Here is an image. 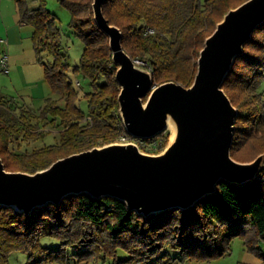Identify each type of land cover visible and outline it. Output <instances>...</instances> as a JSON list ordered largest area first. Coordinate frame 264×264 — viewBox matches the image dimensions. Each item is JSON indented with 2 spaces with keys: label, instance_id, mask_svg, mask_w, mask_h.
<instances>
[{
  "label": "trees",
  "instance_id": "16d2710c",
  "mask_svg": "<svg viewBox=\"0 0 264 264\" xmlns=\"http://www.w3.org/2000/svg\"><path fill=\"white\" fill-rule=\"evenodd\" d=\"M248 0H105L103 15L122 33V47L150 71L155 85L191 87L200 51L224 15ZM21 22L32 28L36 61L43 67L50 96L39 109L0 96V159L5 171L34 174L57 160L110 143L123 135L120 86L115 79L108 37L97 27L93 0H58L70 15L68 32L83 50L67 62L59 20L46 0H14ZM81 78L86 91L73 83ZM264 22L243 47L222 89L238 112L231 156L238 162L264 153ZM82 103L84 107H82ZM58 130L53 143L46 142ZM141 139L155 142L159 137ZM40 142L27 148L22 143ZM161 149L155 148L154 151ZM240 150H244V152ZM150 153V151H149ZM154 153V152H153ZM247 236V237H245ZM243 238L248 252L264 261V166L255 180L220 181L216 192L189 209H168L143 217L114 198L68 195L59 205L34 208L29 215L0 205V264L12 252L26 264H177L209 262L228 255ZM59 242L57 248L42 240Z\"/></svg>",
  "mask_w": 264,
  "mask_h": 264
},
{
  "label": "water",
  "instance_id": "95a60500",
  "mask_svg": "<svg viewBox=\"0 0 264 264\" xmlns=\"http://www.w3.org/2000/svg\"><path fill=\"white\" fill-rule=\"evenodd\" d=\"M104 2L93 0L92 10L117 66L119 113L126 133L136 139L153 138L171 121L174 140L159 155L143 154L134 145L93 148L34 174L7 172L0 159V205L29 215L36 207L59 205L68 195L87 194L97 200L117 199L129 211L148 217L189 209L215 193L220 181L255 180L264 156L249 164L231 158L238 112L222 86L244 45L264 22V0H248L224 15L205 40L189 88L175 82L155 85L150 71L125 53L121 31L103 15Z\"/></svg>",
  "mask_w": 264,
  "mask_h": 264
},
{
  "label": "crops",
  "instance_id": "0c3cea01",
  "mask_svg": "<svg viewBox=\"0 0 264 264\" xmlns=\"http://www.w3.org/2000/svg\"><path fill=\"white\" fill-rule=\"evenodd\" d=\"M32 33L21 22L14 0H0V58L6 56L8 62L7 72H0V96L18 99L34 109L35 103L41 108L51 93L43 67L35 59Z\"/></svg>",
  "mask_w": 264,
  "mask_h": 264
},
{
  "label": "rangeland",
  "instance_id": "374dc122",
  "mask_svg": "<svg viewBox=\"0 0 264 264\" xmlns=\"http://www.w3.org/2000/svg\"><path fill=\"white\" fill-rule=\"evenodd\" d=\"M46 7L50 12L55 14L59 20V27H60L61 34H62L61 44L64 47V52L66 54V59H67L68 64H70L71 66L77 64L78 60L80 58V55L82 53V50H83V44L79 39L72 36L67 30L68 23L70 21L69 13L63 7H61L58 0H46ZM137 65L141 67L140 64H137ZM73 83L82 92L86 91L87 87L81 78H79V79L73 78ZM259 90H260V92H262L264 94V84L260 87ZM145 100H146V98L143 99V102H145ZM231 104H232V102H231ZM33 106H34L33 107L34 109H38L40 106V103H35V105H33ZM82 107H84L83 103H82ZM233 107L236 109V107L234 105H233ZM46 129L51 130V132H52L50 134V136H48L46 138V142L51 144L55 140H57L58 130H56L53 127H51V128L47 127ZM170 136H171L170 130L166 129V131L161 133V135L159 137L160 141H158L157 146H156L155 142L140 143L139 141H136V140L131 139V138L126 139L125 142H122V141L120 142V140L118 139L119 137H118V138H116V140H114L110 143H99L100 142L99 141L96 143V145H94L93 148H102V147L114 145V144L134 145L143 154L159 155V154L163 153L165 151V149L171 144ZM22 144L26 145L27 148L40 146V142H31V143H22ZM155 148H158L161 150L160 151H154ZM149 151H150V153H149ZM241 151L244 152V150H240V154H241ZM81 152H84V151H81ZM230 155H231V152H230ZM260 156H264V153L258 155L253 160H251L249 162H244V163L236 161L235 159L232 158V156H231V158L237 163L249 164V163L253 162L254 160H256ZM263 166H264V159H263V163H262V168H263ZM245 237H247V236H245ZM42 245L45 247L54 249V248H57L59 246V242L55 241V240H51V239H44V240H42ZM230 247H231V252L228 255L221 257L220 259L212 260L211 263H215V264L216 263L217 264H261L262 262L264 263L263 259H260V258L256 257L254 254L248 252L246 242L243 238L234 239L231 242ZM256 259H258V261ZM215 261H218V262H215ZM26 263H27V254L19 252V251L12 252L9 256V259H8V264H26ZM211 263H209V264H211ZM63 264H74V263L72 261H70L68 263H63ZM87 264H112V261H111V259H108L103 263L101 260H96V261H90ZM177 264H208V263L201 262V261H194V260L189 261L188 260V261H185L183 263H177Z\"/></svg>",
  "mask_w": 264,
  "mask_h": 264
},
{
  "label": "built area",
  "instance_id": "2783aa9c",
  "mask_svg": "<svg viewBox=\"0 0 264 264\" xmlns=\"http://www.w3.org/2000/svg\"><path fill=\"white\" fill-rule=\"evenodd\" d=\"M7 69H8V62H7V57L4 56V57H1L0 58V72H7ZM79 84V83H78ZM134 139L136 141H139L141 139H136V138H133L132 136L130 137V135H128L126 132L125 134H123L122 136H120L118 139L120 140V142H125L126 139ZM117 139V140H118Z\"/></svg>",
  "mask_w": 264,
  "mask_h": 264
},
{
  "label": "bare ground",
  "instance_id": "6f19581e",
  "mask_svg": "<svg viewBox=\"0 0 264 264\" xmlns=\"http://www.w3.org/2000/svg\"><path fill=\"white\" fill-rule=\"evenodd\" d=\"M168 129L170 130L171 132V136H170V142H172L175 138V127L174 125L172 124L171 121H168Z\"/></svg>",
  "mask_w": 264,
  "mask_h": 264
}]
</instances>
